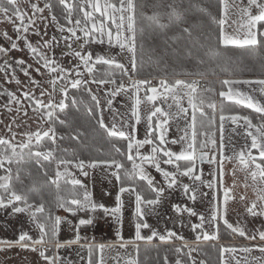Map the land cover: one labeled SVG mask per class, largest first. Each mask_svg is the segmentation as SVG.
<instances>
[{
	"label": "snow or ice",
	"instance_id": "6c2138e0",
	"mask_svg": "<svg viewBox=\"0 0 264 264\" xmlns=\"http://www.w3.org/2000/svg\"><path fill=\"white\" fill-rule=\"evenodd\" d=\"M28 6L31 9V14L27 11L21 10L18 0H0V17L3 21L13 25L15 37L10 36L5 30L0 34V40L4 43H0V57L3 58V62L0 63V73L4 74L3 83L5 85L15 84L17 85L19 95L16 92L4 88L0 90V95L6 96V102L0 106L3 107L8 113H15L17 116H13L11 122L6 125V130L10 134V138L6 139L0 137V209H11L12 215L27 214L31 224L35 226L39 231V238H33L28 232L21 231L16 240H0V245L6 248H12L18 246L22 250H28L36 252L39 257L45 261V264H62V258L58 254L62 248H70L72 245L79 244L81 249L87 248L88 259L87 264H93L92 255L94 248L92 243H82V240H86V237L80 235V230L85 227H90L94 224V216H87L86 218H79L75 223L68 219V217H62L55 215L51 210L45 213V205L40 203L35 205L29 202L27 195L18 192L12 185V172L13 165H20L26 161H30L33 157L36 158V164L39 167H43L40 163L42 158L44 161L51 163L54 157V148H48L46 151H41L45 138L49 139L53 145L56 144V131L54 127H48L46 130H36L34 132L17 133L13 131V125L16 128H20L24 125L23 119L20 123H17L19 114L22 113L23 117L28 116V109L34 114H38L42 120L51 121L56 109L61 112L67 107L65 100L68 96V87L79 90L82 84L94 83L103 87L104 85H112V88L105 89L104 95L107 97L106 104L107 109L110 112H115L112 108L113 102L116 97L121 94L129 96L131 101L130 119L134 121L129 124L128 119L121 117V123L118 126L113 123L111 127H108L103 120V112L105 109L101 107L100 100L96 95H91V99L95 102L100 118L98 120L99 127L103 129L108 138H117L121 141H126L127 155L126 160L128 167L122 160L117 159L115 156H109L107 158H96L85 161L83 159L67 160L59 159L56 162V168L54 177H48V183L56 186V198L55 206L58 210H63L71 217H77L80 213H96L98 210L102 211L105 217L110 216L118 225L116 229L117 238L121 240L120 247L125 248L126 242H123L121 236V229L123 228V213L124 201L122 199L123 194L128 193L130 196H134V209L132 212L133 227L135 229L134 241L151 242L154 239H159L161 243H171L173 240L183 241V237L177 235L174 231L166 230V234H160L156 230L151 231V235L143 236L142 229H151V225L146 222L145 209L151 210V206H156L161 202V197L165 189L163 187H157L153 177H151L145 170V164L149 167H154L164 179V183L168 189H172L177 185V175L188 177L196 184V188H190L189 185H182L183 193L189 195V199L193 202L196 201V191L203 185L209 189L217 187L216 172L212 171L209 174L213 179L210 181H204L202 179L203 169H200L199 174H196L197 161L200 164L208 163L210 165L217 164V157L215 152L209 155L205 152L211 145L215 148L216 141L213 139L214 133L209 131L197 132V113H199L200 125L202 128H211L215 123V102H207L202 93L214 92V89L209 85L203 88L200 87L198 80L188 82L185 80H176L174 83H169L165 78H160L158 85H152L147 79H134L138 75V60H137V47H138V35L141 38L139 47L143 49V37L145 34V27L143 22L148 23V27L151 33L157 31H164L173 22L176 15V4L173 0L172 3L164 5L163 0H153L151 7L156 11L152 16H147L142 11L138 12V8L147 7L148 5H138L137 0H80L79 6H77L76 0H43V7L39 6V3H32L31 0H27ZM59 7L64 15L66 21L65 25H61L58 22L57 15L54 9ZM167 7L170 11L161 13L160 8ZM239 15V29L243 32L242 36L227 35L225 25L228 22V15L230 12L236 14V9L232 4H229L227 0H219V38L218 47L216 49H209L208 55L214 61H218L221 57L220 49H227L229 46H235L239 48H255L261 43H264V0H247L246 5L238 6ZM255 10V11H253ZM47 11L48 16H44L43 13ZM75 16V19H74ZM167 18L168 23H162L164 18ZM51 20L52 24L60 32L61 39L67 43V48L70 50L71 55L78 61L72 68H65L57 64L55 58H49L45 51L41 49H50L56 42L57 37L52 36L50 40H43V35H47L48 23ZM37 20L44 23V32L41 33L40 27L37 24ZM18 22V23H17ZM236 23V21H233ZM31 30V31H30ZM184 32H189V28H184ZM68 35H63V33ZM29 34L41 36L42 42L39 43V47L34 46L28 39ZM19 41H23V47ZM76 44V49H73V44ZM109 48H118L120 51L117 55H121L124 52L129 54V62L131 64V71L122 62L115 59L113 56L106 55H93L92 51L85 52L84 49L90 44H105ZM34 60L36 67L32 64H28L23 58H13L12 52H24ZM142 62V61H141ZM197 63L203 64V60H198ZM224 64L228 61L224 60ZM104 66L102 69L103 75L101 78H97L94 75L96 72L101 71L97 66ZM83 69L81 72L80 69ZM43 69V71H42ZM225 70H227L225 68ZM17 71L27 78V84H24L23 88L20 86L23 81L18 78ZM32 71H35L37 75L43 76L48 74V83L52 86V92L59 91L64 98L58 102L52 99V94L45 90L39 81L32 76ZM84 73L88 74V79L84 78ZM56 74V75H53ZM205 72H198L196 75L204 76ZM120 76L118 82L116 76ZM231 75V73H230ZM75 77V78H73ZM124 77L128 78L129 83H124ZM61 81L65 84L59 88L56 87ZM245 84V85H260V91L264 94V79L258 80H241V79H225L222 81V86L228 90L223 89L219 92V96L222 101L230 102L235 105L243 106L247 109H251L253 112L259 114L262 123L254 125L252 119L248 115H241L236 112H225V108H220L219 122H220V144H219V190L223 191V203L225 207L220 209L216 207L213 209L210 223L217 229L215 233L209 234L203 231L205 217L199 215V224H192V230L195 232L197 229H201V234L196 235V243L201 240H217L218 236V220H223L224 227L230 230L231 233L248 241H259L251 246H244L240 248L236 247H221L220 249V264H227L226 254H231L232 260L235 264H264V226L255 229L254 234H249L246 229L239 223L233 225L224 219L227 213L226 205L233 197L230 195L231 189H225L223 186V163L225 159L231 160L232 157H225L224 150V134L223 128L226 121H230L234 125H239L240 121H243L245 126V135L251 138V144L248 146L247 152L240 151L235 160L240 166V170L246 173V180L250 176L252 180L253 193L256 199L252 200L250 204L246 206V213L252 218H264V105L258 100L254 99L252 95L246 94L239 90L233 89V85ZM40 89L39 97H37L34 90ZM91 93V89H88ZM143 91L145 95L141 97L140 93ZM181 93L187 97L188 105L192 109L191 116V137L190 143H187V147H182L179 152H173L167 148L168 143L180 144L187 142L189 137L185 130V135L180 136L178 139L171 141L166 139V133L168 131L167 125L172 118H178L179 116H186L188 109L183 107L179 100L183 99ZM45 95L49 96L47 103L42 99ZM169 97L176 101L177 112L172 113L166 111L161 106H156L158 99L167 100ZM198 101V102H197ZM26 102V103H25ZM73 103L75 98L73 97ZM207 103V106L212 109V115L209 116L203 110V106ZM152 105V110L146 116L147 129L146 136L143 140L137 139L138 129L136 125L140 124L145 117L141 112V105ZM172 105H168L170 109ZM155 118V119H154ZM162 118V119H161ZM116 115H113L115 121ZM130 129L125 131L123 129ZM21 135L24 139L16 141V136ZM198 135H203L206 140L198 142ZM62 138V137H61ZM77 139V137H73ZM158 141V143H157ZM145 145H150V152L148 154L141 153L140 149ZM112 148L115 153L124 155V152L117 144H112ZM253 150L257 155L253 154ZM66 151V150H65ZM183 162V163H181ZM161 163L165 165H172L175 167V172L166 171L161 167ZM72 165L77 168L84 176H88L89 172L85 169H97L101 168L104 171L109 172L110 176L115 179L116 185H118V192L115 195V206L106 207L103 204H97L93 202L92 193L87 190V186L80 180L71 178L66 179L65 183L71 185V188L64 191L60 187V180L62 177H69L72 174L67 171V166ZM64 166L65 171H60V167ZM235 171V170H234ZM44 176H48L47 171H44ZM17 179L19 175L17 174ZM135 180L143 181L146 183L147 188L155 194L154 198L145 197L138 189V186L134 183ZM249 187L247 183L244 185ZM79 189H84L82 197ZM33 191L39 192L40 189L33 185ZM109 194V193H106ZM207 196L208 193H203ZM213 200L217 199L214 194ZM240 200H246V197L241 195ZM173 211L180 213L186 212L189 216H197L198 214L192 209L185 206L183 209L176 204L172 205ZM67 223L69 229L74 231L73 238L61 241L59 239L62 225ZM41 247H37V246ZM54 246L55 252L53 255H47L46 251L51 249H45L43 246ZM184 247L189 248L188 260L191 264H196L195 259L191 256L192 252L198 251V248L189 246L186 242ZM105 249L104 244L98 246V251L101 254L98 264H103V252ZM4 248H0V251ZM259 252L260 256L245 255L243 258H237L235 255L237 252L244 254H251L252 252ZM137 256L139 255V247L136 248ZM175 252L180 254L182 248H175ZM83 260V257H81ZM119 264V259H117ZM125 264H138L137 259L128 258ZM164 264H169L168 258H164ZM175 264H184V262L177 258ZM199 264H205V261L201 260Z\"/></svg>",
	"mask_w": 264,
	"mask_h": 264
},
{
	"label": "rangeland",
	"instance_id": "374dc122",
	"mask_svg": "<svg viewBox=\"0 0 264 264\" xmlns=\"http://www.w3.org/2000/svg\"><path fill=\"white\" fill-rule=\"evenodd\" d=\"M32 3H39L40 7H43V0H31ZM229 4H232L236 9V14L233 12H230L228 15V22L225 25V30L227 35L232 36H242L243 32L239 29V15L238 10L240 5H246L247 0H227ZM19 6L21 10L27 11L29 14H31V9L28 6L27 0H18ZM148 6L145 7V14L147 16H152L153 12L156 11L151 7V5L148 3ZM164 5H167V3H164ZM79 6V4H78ZM161 13H166L169 11L167 7H162L159 9ZM255 11V10H253ZM56 12L58 13L57 19L58 22L61 25H65L66 21L64 19V15L62 10L57 7ZM44 16H48V12L45 11L43 13ZM219 16L217 17L218 23H219ZM75 19V16H74ZM233 21H236V23H233ZM162 23L167 24V18L165 17L162 21ZM18 23V22H17ZM48 28H47V35H43V40H50L51 37L54 35L57 37L56 42L53 44V46L50 49H41L42 51H45L46 54L49 56V58H55L57 64L60 66H63L65 68H72L74 65L78 63V61L71 55L70 50L67 48V43L61 39V33L57 31L56 27L52 24L50 18L47 21ZM143 26L145 27V34L143 37V44L144 47L141 49L139 47V44L141 42V38L138 35V47H137V60H138V75L133 77L134 79H147L151 82L152 85H158L160 78H165L169 83H174L176 80H185L188 82H192L193 80H198L200 82V87L205 86H211L212 84H209L211 79H218V78H227V77H233V76H243V75H250L252 74V64L247 61V56L244 55V53H232L226 51L224 48L220 49L221 57L218 61H214L210 58V56L207 54L209 49H216L218 45V38H219V32L216 33V36H210L205 40L204 43L200 44L198 42H194L193 38H189L190 34L187 36V42H185V46L176 44L173 46V48L165 49L161 45L157 44V39L162 36L163 34H166L167 32L164 31H157L155 33H151V30L148 27V23L145 21ZM37 24L40 27L41 33L44 32V23L37 20ZM220 28V26H219ZM218 28V29H219ZM7 31L10 36L15 37V33L13 30V25L3 21L2 17H0V34H2L4 31ZM31 31V30H30ZM219 31V30H218ZM63 35H68L66 32L63 33ZM163 38V37H161ZM29 41L34 45L39 47V43L42 42L41 36H37L34 34L28 35ZM156 42L155 44H153ZM179 42H182L180 40ZM0 43H4L3 40H0ZM21 44V47H23V41H19ZM231 47V46H230ZM235 47V46H234ZM73 49H76V44H73ZM85 52L92 51L93 55H106V56H113L118 61L124 63L128 68L129 71H131V64L129 62V54L127 52L122 53L121 55H117L119 53L118 48H109L107 43L101 45V44H90L85 47ZM11 56L13 58H23L27 61L28 64H32L33 67H36L34 60L27 54L26 50L24 52H12ZM242 60H238V59ZM198 60H203L204 63L200 64L197 63ZM227 60L228 63L224 64L223 61ZM142 61V62H141ZM3 62V58L0 57V63ZM98 69H101V71L96 72L94 75L97 76V78H101L103 75L102 69L104 66H97ZM225 68L227 70H225ZM81 72H83V69H80ZM43 71V69H42ZM198 72H205L206 74L204 76L196 75ZM231 73V75H230ZM18 75V78L23 81V84L20 86L23 88L24 84H27V78H25L22 73L17 71L16 73ZM56 75V74H53ZM32 76L40 82L41 86L47 90V92L52 94V99L56 102H58L60 99L64 98L62 94L57 92H52V86L48 83L49 76L47 73H45L43 76L37 75L35 71H32ZM75 78V77H73ZM84 78L88 79V74L84 73ZM4 74L0 73V90L7 88L8 90L14 91L19 95V91L17 88V85L8 84L5 85L3 83ZM117 81H120V76H116ZM124 83L128 84V78L124 77ZM218 83H222L218 81ZM65 82L61 81L56 85L57 88L63 86ZM112 85H104L103 87L98 86L94 83H87L82 84L80 89H72L68 87V98L70 97L72 103H73V97L75 98V103L73 105L76 107L77 110L83 111L84 109H89L91 112H95L96 114V121L98 123V120L100 118V113L97 110L95 102L91 99V95H96L100 100V105L105 109L103 112V120L108 127H111L113 123H116L118 126L121 123L120 118L125 117L128 119L129 124L133 123L130 119V108H131V101L129 99V96H125L121 94L120 96L116 97L112 108L115 110V112H110L107 109L106 99L104 92L107 88H112ZM218 88V87H217ZM214 87V92L209 93H202L206 99L207 102H215L216 104V112L215 116L216 118L220 114V108L223 106L224 108L227 107L226 104H224L223 101L219 102V95L216 94L217 91H221L222 89L225 91V87L222 86V84L217 89ZM88 89H91V93H89ZM34 90L37 97H39L40 89H31ZM71 93V94H70ZM141 97L145 95L143 91L140 93ZM183 99L179 100V103L188 109L187 115L179 116L178 118H172L169 120V124L166 126L168 131L166 133V139L171 141L173 139H178L180 136L185 135V130L187 131V135L189 137V140L187 142H182L180 144H171L168 143L166 145L167 148L171 149L173 152H179L182 147H187V143H190V137H191V116H192V109L188 105L187 97L184 96L183 93L180 94ZM45 103H47L49 96L45 95L43 98ZM7 100L6 96L0 95V106H2ZM198 102V101H197ZM26 103V102H25ZM67 105V104H66ZM168 105H172V107L169 109ZM156 106L163 107L166 111L176 113V101L171 99L169 97L167 100L164 99H158L156 101ZM234 108V107H233ZM152 110V105L149 104H142L141 105V112L142 115L145 117V119H142L141 123L136 125L138 129L137 133V139L143 140L146 136V129H147V121L146 116L149 113V111ZM203 110L208 113L209 116L212 115V109H210L207 106V103H205V108ZM64 112V110H63ZM61 112L59 109H56L54 112L53 119L51 121L42 120L38 114H34L31 109H28V116L23 117L22 113L19 114L17 118V123H20V120L23 119L25 122L24 125L20 128H16L15 125H13V131H16L17 133H24L29 131H36V130H46L48 127H53V121L55 119L62 121L64 116L67 114ZM116 115L115 121L113 120V115ZM13 116H17L15 111L13 113H8L3 107H0V137L9 139L10 134L6 130V125H8L11 122V119ZM155 119V118H154ZM162 119V118H161ZM200 117L199 113H197V132H203V131H209L210 133H214L213 139L216 141V145L218 146V127L217 123L215 121L214 125L211 128H202L200 125ZM99 125V124H98ZM125 131H130V129H123ZM24 139L23 136L17 135L16 141H20ZM47 139V138H45ZM198 142L201 140H206V137L203 135H198ZM44 142V141H43ZM158 143V142H157ZM127 144V142H126ZM215 145V146H216ZM44 149H46L45 143L42 146ZM150 145H145L143 148L140 149L141 153L148 154L150 152ZM41 149V148H40ZM48 149V148H47ZM46 149V150H47ZM125 155H127V148L125 150ZM59 159H68L66 156L59 155L55 156V162ZM183 163V162H181ZM24 164V163H22ZM163 164V163H162ZM161 164V167L170 172H175V167L172 165H165ZM128 167V163H126ZM16 167V165H13ZM145 170L148 172V174L153 177L154 182H156L157 187L165 186L163 177L155 171L154 167H149L147 164H145ZM200 169H203V176L202 179L204 181H210L213 179L212 175L209 173L212 171L216 172V179H217V187L213 189H209L207 187H204L201 185L197 191L196 196L197 199L195 202H193L191 199H189V193L188 195H185L183 193L182 185L187 184L190 188H196V184L199 182L194 183L192 180H190L188 177L177 175V185L173 187L175 192L178 194V200L174 201L176 202V205H179L182 209L187 206L189 208H192L198 215H203L205 217V232H208L209 234H212L213 231L216 230V228L213 226L212 223H210L211 214L214 208L219 207L220 208V200H219V168H217L216 165H210L208 163L199 164L197 162L196 166V174H199ZM89 172L88 176H84L80 173V171L75 168L72 165L67 166V171L70 172L72 175L68 178H75L80 180L84 185L87 186V190L92 193V199L93 202L97 204H103L106 207H114L115 206V195L118 192V185H116V181L114 178H112L109 174V172L102 170L101 168L97 169H85ZM15 168L13 167L14 173ZM60 171H65V167L61 166ZM32 183V182H31ZM145 189V186H144ZM84 190V189H83ZM109 193V194H106ZM203 193H208L207 196H204ZM217 196L216 200H213V195ZM122 199L124 201V207L122 209L123 213V228L121 229V236L122 240H134L135 235V229L133 227V220L135 219L132 215L133 209H134V196H130L128 193L123 194ZM184 202L185 206H184ZM146 215H148V219H146V222L151 225V229H142V235L143 236H149L151 235V231L154 229L156 231V223L154 221V214H155V207L151 206V210L145 209ZM95 214H99L101 216V228L104 229V238L103 240L111 241V242H121L117 238L116 229L118 225L116 222L110 217H105L102 211H97L96 213H80L77 217H71L68 213L60 212L59 215L62 217H68V219L72 220L74 223L79 218H86L87 216H95ZM27 215V214H26ZM28 217V215H27ZM29 218V217H28ZM30 221V220H29ZM191 224L190 222L184 221V218H181L180 221H178V225L180 228L177 229V231L180 232L181 228L187 229V227ZM218 227L220 229V223L218 224ZM100 226H98V230L101 231L102 229ZM158 228H160V223H158ZM95 226L85 227L80 230V235L82 236V232L84 233L87 231H94ZM190 229V228H189ZM173 230V227H172ZM176 229L173 231L175 232ZM175 232L178 233L179 232ZM159 232V231H158ZM190 232V231H189ZM199 232V231H198ZM197 230L194 232V235L201 234V232L198 233ZM193 233V231H192ZM85 234V233H84ZM180 234H185L184 232ZM74 236V231H71L69 229V225L67 223L62 225V230L60 232L59 239L60 240H66L70 239ZM84 237V235L82 236ZM136 245V244H135ZM130 245L133 247L126 246L125 248H121L120 244H111L110 247H106L103 252V258L107 257L112 262L111 264H117V259H119V264H125V261L128 258L137 259V252L136 248L139 245ZM144 248V247H142ZM153 249L155 248H146L145 251L141 254H149L151 251L154 253ZM158 250V249H157ZM183 252V251H182ZM197 251L194 253V256H197ZM101 255V254H100ZM169 264L176 261V259H168Z\"/></svg>",
	"mask_w": 264,
	"mask_h": 264
},
{
	"label": "crops",
	"instance_id": "0c3cea01",
	"mask_svg": "<svg viewBox=\"0 0 264 264\" xmlns=\"http://www.w3.org/2000/svg\"><path fill=\"white\" fill-rule=\"evenodd\" d=\"M225 79H241V80H258V79H264L260 77H249V76H237V77H227V78H218V79H211L212 88L218 87L222 83H218V81L222 82ZM204 87V86H203ZM201 87V88H203ZM233 89L239 90L241 92H244L246 94L252 95L254 99L258 100L262 105H264V94L260 91V85L252 84V85H245V84H237L232 86ZM217 88V89H218ZM228 89L225 87V91ZM220 92V91H219ZM219 92L217 91L216 94L219 95ZM219 102L222 101L221 97L219 96ZM224 104H226L227 107H225V112H235V107H238V113L241 115H247L244 113H241L240 109H243L247 111L246 113H250L251 116H249L254 125H259L262 123V120L259 116V114L253 112L251 109H247L243 106L235 105L230 102L223 101ZM234 107V108H233ZM205 108V105L203 106ZM220 115V114H219ZM215 121L217 123V134H218V146L216 145L215 148H212L210 145L208 149H205V152H208L209 155H212L213 152H215L217 157V168H219V144H220V122H219V116L216 118ZM223 134H224V144H225V150L224 155L225 157H232L233 159L228 160L225 159L223 163V170H224V177H223V186L225 189H231L230 195L233 197V199H230L226 205L227 213L224 216V219H227V221L233 225L240 224L242 225L246 231L251 235L254 234L255 229L260 228L264 226V218H252L247 215L246 213V206L250 204V202L254 199H256V196L253 193V189L251 187L252 180L250 176L246 180V173L244 171L240 170V166L238 165L237 161L235 160V156L240 151L247 152L248 146L251 144V138L247 137L245 135V126L243 125V121L239 122V125H234L230 121H226L223 128ZM253 154L257 155L255 150H253ZM162 164V163H161ZM163 165V164H162ZM235 170V171H234ZM245 183L249 185V187H245ZM165 189L163 196L161 197V202L154 206L155 207V214H154V221L156 223L157 230L160 234H166V230L177 231L180 226L178 225V221L181 220V218H184V221L190 222L191 224L187 227V229L181 228L180 232L178 233L179 236H182L184 239L181 240H173L171 243H161L159 239H154L153 241L145 242V241H134V240H124L123 242H126V246L133 247L130 245H139V255L145 251L146 248H155V249H173L177 247H184L185 242L191 246L198 248V252H203L207 254L208 250L213 249L214 252H216V256L213 258H210L208 256L205 257V255L201 256L197 254V256H194L195 252L191 253V256L195 259L196 264H199L201 260L205 261V264H220V249L221 247H244V246H251L256 243H259V241H248L245 240L233 233L230 232L227 228L224 227L223 220H218V224L220 223V229L218 231L219 238L217 240H208L204 241L201 240L198 244L196 243V236L194 235V232L192 233V224H199L200 220L198 219V216H189L186 212H180L177 213L173 211L172 205L175 204L176 200H178V194L175 192V190L168 189L165 186H161ZM219 200H220V209H223L225 207L223 203V191L219 190ZM155 195V194H154ZM243 195L246 197V200L241 201L240 196ZM154 198V197H153ZM184 202V206H185ZM148 215L145 216V219ZM101 216L99 214H95L94 216V237L90 239V242L94 243L93 248L94 252L92 255V261L93 264H98V261L100 259V253L97 250L98 246L100 244H104L105 248L110 247L111 244H120L121 242H111L103 240L104 236V229L101 227ZM158 223H160V228H158ZM100 226L102 229L99 231L97 228ZM205 226V223H204ZM173 227V230H172ZM219 228V227H218ZM21 231L28 232L30 236H32L34 239L39 238V231L35 228L33 224L29 221V218L26 214H17L12 215L11 209L3 210L0 209V240H16L18 239L19 234ZM90 231V230H89ZM190 231V232H189ZM201 232V229H197V232ZM205 231V227L203 229ZM213 231L212 233H215ZM184 232L185 234H180ZM196 232V231H195ZM198 232V233H199ZM85 233V231H84ZM82 232V236L84 235ZM73 238V237H72ZM67 240V239H66ZM65 241V240H61ZM82 240L81 242H83ZM135 245V247H136ZM41 247V246H37ZM46 250L47 255H53V253L56 251L54 246L45 245L43 246ZM144 247V248H142ZM0 248H4V250L0 251V264H45V261H43L39 254L36 252H31L28 250H22L18 246H14L12 248H6L3 245H0ZM189 251V248L186 247ZM62 258V264H87L88 259V252L87 248L81 249L80 245H72L70 248H62L59 250L58 253ZM237 258H243L245 255L250 256H260L259 252H252L251 254H244L237 252L235 254ZM83 257V260L81 259ZM138 260V258H137ZM226 260L227 264H235V261L232 260L231 254H226ZM112 262L109 260V258L104 257L103 258V264H111ZM174 262L170 263L173 264ZM187 264H191L189 260H186ZM185 263V264H186Z\"/></svg>",
	"mask_w": 264,
	"mask_h": 264
},
{
	"label": "trees",
	"instance_id": "16d2710c",
	"mask_svg": "<svg viewBox=\"0 0 264 264\" xmlns=\"http://www.w3.org/2000/svg\"><path fill=\"white\" fill-rule=\"evenodd\" d=\"M71 2V0H70ZM173 0H163V3H172ZM176 4V15L173 22L166 28V34H163L157 39V44L161 45L165 49L173 48L174 45L180 44L185 46L187 42V36L193 38L194 42L200 44L204 43L210 36L215 37L219 31V23L217 17L219 16V0H174ZM56 3V0H53ZM77 6L80 0H76ZM152 4L153 0H137L138 5ZM145 7L138 8V12L142 11L145 13ZM170 11V9H169ZM55 14L56 8L54 9ZM168 23V22H167ZM143 24H146L143 22ZM189 28V32H184V28ZM163 37V38H161ZM264 40V38H260ZM182 40V42H179ZM154 42L153 44H155ZM228 52L236 54L244 53L247 56V61L252 64V74L243 75L244 77H260L264 78V43H261L255 48H239L229 46L225 49ZM242 60V59H238ZM237 77V76H233ZM71 94V93H70ZM67 107L64 109V116L62 121L55 119L53 121V127L56 131V144L53 145L49 139H45L47 148H54V157L64 155L67 160H75L77 158L88 161L96 158H107L110 155L115 156L117 159L122 160L125 164L128 163L126 160L125 150L126 141H121L117 138H108L106 132L101 129L96 121L95 112H91L89 109L79 111L73 105L70 97L66 101ZM235 112L238 113V107H235ZM241 113L251 116L247 111L240 109ZM62 137V138H61ZM77 137V139H73ZM158 142V141H157ZM112 144L120 146L124 155L121 156L114 152ZM44 147H41V151H46ZM66 150V151H65ZM36 158L33 157L30 161H26L24 164L13 166L15 168L12 174V185L18 191L24 195H27L29 202L35 205L43 203L45 205V213L51 210L55 215H59L63 210H58L55 206L56 198V186L48 183V177H54L56 168L55 159L49 163L40 159L41 165L39 167L36 164ZM47 171L48 176H44V171ZM64 172V171H63ZM0 174H3L0 172ZM17 174L19 179H17ZM70 179L68 177H62L60 180V187L62 194L64 191L71 188V185L66 184L65 180ZM32 182V183H31ZM134 183L138 186V189L147 198H153L155 195L148 188L145 182L135 180ZM33 185L40 189L39 192L33 191ZM145 186V189H144ZM81 197L83 189H79ZM182 251L180 254L175 252L173 249H153L149 254L138 255V264H164V258L168 259H181L184 264L188 260L189 251L186 247H181ZM201 256L205 255L213 258L216 256V252L213 249L206 252H198ZM175 264V263H173ZM187 264V263H186Z\"/></svg>",
	"mask_w": 264,
	"mask_h": 264
},
{
	"label": "built area",
	"instance_id": "2783aa9c",
	"mask_svg": "<svg viewBox=\"0 0 264 264\" xmlns=\"http://www.w3.org/2000/svg\"><path fill=\"white\" fill-rule=\"evenodd\" d=\"M84 237H86L87 239L84 240L82 243H85V244L92 243V242H90V239L92 237H94V232L93 231H87V232H85ZM92 244H94V243H92Z\"/></svg>",
	"mask_w": 264,
	"mask_h": 264
},
{
	"label": "water",
	"instance_id": "95a60500",
	"mask_svg": "<svg viewBox=\"0 0 264 264\" xmlns=\"http://www.w3.org/2000/svg\"><path fill=\"white\" fill-rule=\"evenodd\" d=\"M199 163V161H197ZM200 164V163H199Z\"/></svg>",
	"mask_w": 264,
	"mask_h": 264
}]
</instances>
